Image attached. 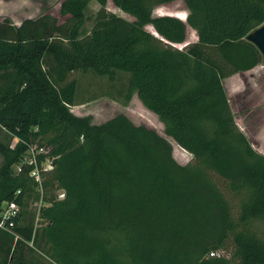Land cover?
<instances>
[{"label":"trees","instance_id":"1","mask_svg":"<svg viewBox=\"0 0 264 264\" xmlns=\"http://www.w3.org/2000/svg\"><path fill=\"white\" fill-rule=\"evenodd\" d=\"M90 1L63 0V23L0 22V127L19 140L0 144V212L20 206L0 227V264H39L31 257L43 252L49 264H264V154L237 127L223 87L262 62L246 36L264 23V0H182L185 19L153 16L174 0H110L133 21L94 0L85 32ZM188 28L197 40L173 46ZM89 70L110 81L128 72L125 101L135 93L165 135L126 115L97 125L72 114L77 82L67 78ZM28 144L53 157L42 194L30 166L12 169ZM173 144L193 164L175 161ZM40 196L49 205L35 218L28 201Z\"/></svg>","mask_w":264,"mask_h":264},{"label":"rangeland","instance_id":"2","mask_svg":"<svg viewBox=\"0 0 264 264\" xmlns=\"http://www.w3.org/2000/svg\"><path fill=\"white\" fill-rule=\"evenodd\" d=\"M62 1L0 0V22L7 19L13 26H17L25 19H36L43 14H48L57 18L59 23H63L66 17L60 15L59 12ZM98 8L99 6L94 0L89 2L85 11L86 20L83 25V31L88 32L90 29L94 13ZM106 8L112 13L133 21V18L129 15L120 13L115 9L110 0L107 1ZM152 12L154 17L176 15L185 19L187 15L182 0H174L170 4L156 6ZM196 40V32L188 28L186 45ZM186 45L175 46L182 49ZM129 77L130 74L128 72L117 71L114 80L110 81L107 77L97 76L90 70L87 73L73 71L67 80L74 79L77 82L74 97L77 101L76 103L79 104L69 107V111L76 116L91 117V123L97 125L115 116L126 115L135 125H144L159 132L162 136L165 135L162 123L154 114L144 108L135 93L129 102L125 101L124 94L127 90ZM223 84L237 127L244 132L253 148L258 153L264 154V64L261 62L258 67L251 71L226 78ZM16 141L17 138L15 136L10 135L0 127V144L12 148ZM173 156L174 160L179 164H193L192 156L175 144H173ZM1 161L2 157L0 154V164ZM12 169L16 172L14 167ZM56 197H62L61 190L56 192ZM28 202H30L28 203V209L34 213L36 218L40 202L39 200ZM234 203H238V198L234 199ZM257 227L259 230L262 229L260 224H257ZM225 251L226 256L230 257L231 248L225 249ZM39 254L41 258L36 255L34 257L33 254L31 258L38 261L39 264H49L50 260L46 253Z\"/></svg>","mask_w":264,"mask_h":264},{"label":"built area","instance_id":"3","mask_svg":"<svg viewBox=\"0 0 264 264\" xmlns=\"http://www.w3.org/2000/svg\"><path fill=\"white\" fill-rule=\"evenodd\" d=\"M19 140L17 139L16 143ZM21 160L15 164L13 167L16 169V172H19L21 170V167L23 166H30L32 169L30 170V177L34 179L37 185V190L40 194H42V181L46 174L53 171V157L49 155L50 148L47 147L45 144L40 145H34V144H28L27 148L24 151ZM60 190V189H59ZM62 191V197H56L57 199H62L64 196V191ZM42 196V195H41ZM40 196L39 202V208L37 210V216L39 210L45 206L49 205L48 203H45L42 201V198ZM20 211V206L14 202H7L2 205V210L0 212V227L5 230H9V227L13 226L14 221L12 220L13 217H15ZM36 216V218H37ZM6 224L8 225V228L6 227ZM221 252L213 251L209 254V257L213 256H220Z\"/></svg>","mask_w":264,"mask_h":264},{"label":"water","instance_id":"4","mask_svg":"<svg viewBox=\"0 0 264 264\" xmlns=\"http://www.w3.org/2000/svg\"><path fill=\"white\" fill-rule=\"evenodd\" d=\"M181 20V19H180ZM185 22L184 20H182ZM151 33V32H150ZM155 37H159L157 33H151ZM161 39V38H160ZM162 40V39H161ZM246 40L252 44L259 50L261 54V60L264 64V23L260 25L255 31L249 33L246 36ZM166 43V42H165ZM186 45V42L184 43ZM175 46V45H173ZM187 46V45H186ZM176 47V46H175ZM178 48V47H177ZM179 49V48H178ZM167 139V138H166ZM168 140V139H167Z\"/></svg>","mask_w":264,"mask_h":264},{"label":"crops","instance_id":"5","mask_svg":"<svg viewBox=\"0 0 264 264\" xmlns=\"http://www.w3.org/2000/svg\"><path fill=\"white\" fill-rule=\"evenodd\" d=\"M19 25H20V24H19ZM19 25H17V26H19ZM258 65H259V64H258ZM256 67H258V66H256ZM256 67H255V68H256ZM255 68H253V69H255ZM253 69H252V70H253ZM249 71H251V70H249ZM246 72H247V71H246ZM242 73H244V72H242ZM242 73H236V74H242ZM233 75H235V74H233ZM233 75H230V76H228V77H225V79H226V78H229V77H231V76H233ZM227 80H228V79H227ZM224 81H225V80H224ZM224 81H223V82H224ZM223 87H224V84H223ZM224 90H225V89H224Z\"/></svg>","mask_w":264,"mask_h":264}]
</instances>
